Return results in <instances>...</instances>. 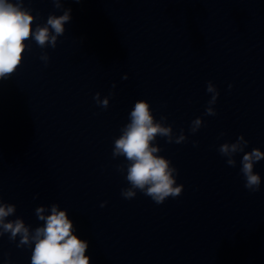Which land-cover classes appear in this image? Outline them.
I'll return each mask as SVG.
<instances>
[{
	"label": "clouds",
	"instance_id": "clouds-1",
	"mask_svg": "<svg viewBox=\"0 0 264 264\" xmlns=\"http://www.w3.org/2000/svg\"><path fill=\"white\" fill-rule=\"evenodd\" d=\"M55 8L63 7L62 0H52ZM79 3L80 0H75ZM71 9H65L62 15L50 14L45 24H33L36 17L31 10L23 7V0H0V81L9 79L20 67L23 54L29 50L26 43L34 40L41 48L55 49L58 37L65 32V24L70 22ZM46 64L47 53L40 57ZM115 87V85H113ZM231 88V85H229ZM207 92L211 93L205 115L215 116V105L219 92L211 81L207 83ZM111 95V94H110ZM94 100L102 108L109 106V97L101 99L97 92ZM166 117L157 121L150 104L146 100H137L129 114V122L121 129V135L114 140L113 157L123 156L126 165H118L120 172L126 168V180L129 187L121 190L125 199H132L137 191L150 197L155 203L162 204L169 198H176L183 192V185L176 183L178 170L171 161L159 155L161 149L154 145L156 138L165 137L168 143H183L187 140L181 129L179 135L173 133L171 125H165ZM203 124L200 117L191 122L190 131L196 133ZM223 136L224 133H221ZM248 141L240 135L235 143L225 142L219 146V153L227 157L226 163L235 167L233 158L237 153H244L241 173L245 179V188L250 192L260 190L261 177L253 171L254 164L264 159V152L254 148L245 152ZM106 203V202H105ZM104 204H101L103 207ZM44 207H37L35 214L43 226L30 232L21 218L7 220L16 212L14 204L0 201V236L10 234L9 239L15 241L19 236L17 247L31 246V264H89V256L85 255L89 242L73 234V221L69 219L67 210H58L57 204L51 205V214L44 215Z\"/></svg>",
	"mask_w": 264,
	"mask_h": 264
}]
</instances>
